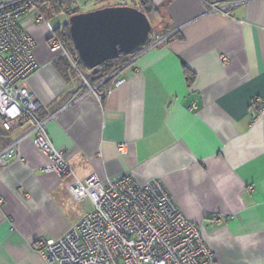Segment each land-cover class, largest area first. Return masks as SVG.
I'll return each mask as SVG.
<instances>
[{
  "label": "crops",
  "instance_id": "0c3cea01",
  "mask_svg": "<svg viewBox=\"0 0 264 264\" xmlns=\"http://www.w3.org/2000/svg\"><path fill=\"white\" fill-rule=\"evenodd\" d=\"M150 1L161 15L154 29L173 35L133 62L121 57L115 69L126 81L104 80L100 99L75 72H63L46 25L25 15L38 67L24 83L77 177L159 178L201 227L217 264H264V119L249 116L251 98L264 95V0H221L227 13L210 11L205 0ZM43 14L64 25V14ZM26 130L0 124V150ZM120 142L129 144L123 154ZM16 152L0 167V264H47L37 241L57 239L93 204L70 192L73 175L40 170L48 159L29 137Z\"/></svg>",
  "mask_w": 264,
  "mask_h": 264
},
{
  "label": "built area",
  "instance_id": "2783aa9c",
  "mask_svg": "<svg viewBox=\"0 0 264 264\" xmlns=\"http://www.w3.org/2000/svg\"><path fill=\"white\" fill-rule=\"evenodd\" d=\"M71 2L79 12L87 0ZM205 2L210 11L227 13L223 1ZM133 3L137 4V0ZM29 13L34 14V23L46 25L49 50L64 58L69 69L98 99L102 94L97 89L104 80L111 79L114 87H118L126 78L118 77L115 69L95 85H89L77 49L61 38L63 24L51 23L39 10L37 0H0V124L8 131L27 129L0 150V167L18 157V142L29 137L47 156L48 162L40 170L54 172L59 177L73 175L70 192L76 199L89 198L93 204L90 211L57 239L37 241L36 251L47 264H217L213 251L202 237L201 227L183 214L159 178L140 184L128 173L104 179L96 174L84 178L74 174L63 150L55 147L49 136L46 119L40 114V102L24 83L38 67L36 41L20 23ZM64 15L65 24L69 15ZM172 35L171 30L158 32L152 27L148 41L126 55L128 62L135 61L142 52L161 45ZM189 108L193 110L195 103ZM249 116L252 123L264 119V95L251 98ZM128 145L127 142L117 143L118 152H127Z\"/></svg>",
  "mask_w": 264,
  "mask_h": 264
},
{
  "label": "water",
  "instance_id": "95a60500",
  "mask_svg": "<svg viewBox=\"0 0 264 264\" xmlns=\"http://www.w3.org/2000/svg\"><path fill=\"white\" fill-rule=\"evenodd\" d=\"M66 24L72 45L87 69L119 54L135 52L148 41L152 30L145 12L127 4L79 11L69 15Z\"/></svg>",
  "mask_w": 264,
  "mask_h": 264
},
{
  "label": "trees",
  "instance_id": "16d2710c",
  "mask_svg": "<svg viewBox=\"0 0 264 264\" xmlns=\"http://www.w3.org/2000/svg\"><path fill=\"white\" fill-rule=\"evenodd\" d=\"M137 3H138L137 6L142 11H144L145 14L147 15L154 29L158 21L161 18L158 8L155 7L151 3L150 0H138ZM37 4L39 7V10L42 13H45V14L48 13L51 16L58 15V14H64V13L71 15L78 11L76 7L72 6L71 0H37ZM106 5H109V4H106ZM162 32H166V31H162ZM46 35H47L46 36V45H47L48 33ZM60 35H61L63 42H65L69 46H72V42H71V39L68 33V26L66 23L63 25L62 29L60 30ZM121 57L124 58L125 55L119 54L117 57L110 59V60H105L98 67L91 69V73L86 76L88 82H90V84H95L99 82L101 79H103L104 77H106L108 74H110L115 69V67H118V65L122 62V61H119ZM57 58H58L57 59L58 65L61 67V69H63L64 73L67 71H71L68 67V63L66 62L64 58L62 57H57Z\"/></svg>",
  "mask_w": 264,
  "mask_h": 264
},
{
  "label": "rangeland",
  "instance_id": "374dc122",
  "mask_svg": "<svg viewBox=\"0 0 264 264\" xmlns=\"http://www.w3.org/2000/svg\"><path fill=\"white\" fill-rule=\"evenodd\" d=\"M135 0H105V1H101V3H103L102 5H104V3H106V2H108L109 3V5L110 4H112V3H114V2H120L121 4H127V5H135V6H137L138 5V3L137 4H135V3H133ZM107 4V3H106ZM95 8V7H94ZM89 9H91V8H89V5H88V3H82V5H81V11H84V10H89ZM80 11V10H79ZM85 68V67H84ZM87 69V68H86ZM89 70V69H88ZM89 85H94V84H90V82H89Z\"/></svg>",
  "mask_w": 264,
  "mask_h": 264
}]
</instances>
